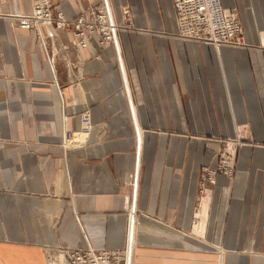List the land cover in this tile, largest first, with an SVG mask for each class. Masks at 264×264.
<instances>
[{"label":"crops","instance_id":"obj_1","mask_svg":"<svg viewBox=\"0 0 264 264\" xmlns=\"http://www.w3.org/2000/svg\"><path fill=\"white\" fill-rule=\"evenodd\" d=\"M100 1L52 0L68 20ZM220 1L225 10L253 1L248 14L264 30V0ZM107 2L117 25L126 23L130 4L143 29L122 31L118 50L99 47L95 38L78 50L75 71L70 34L17 29L11 16L29 14L30 0H0V264H49L47 251L57 256L61 248L123 250L132 205L127 264L216 263L201 250L211 247H201L199 232L207 243L215 234L235 250L227 264H264V49L215 51L169 38L166 25L177 28L172 0H112L113 9ZM185 91L192 99L187 115ZM220 91L230 103L218 108L227 132L216 123ZM86 110L93 126L87 142L60 144ZM235 124L250 126L253 138L239 148L238 184L217 177L209 212L197 224L199 200L185 185L212 163L211 154L202 162L192 154L185 163L175 145L190 130L235 136ZM14 139L19 143H8Z\"/></svg>","mask_w":264,"mask_h":264},{"label":"rangeland","instance_id":"obj_2","mask_svg":"<svg viewBox=\"0 0 264 264\" xmlns=\"http://www.w3.org/2000/svg\"><path fill=\"white\" fill-rule=\"evenodd\" d=\"M111 1V6L113 9V3L112 0ZM101 3V1L99 2V4ZM244 5L242 8H233V9H226L228 10V13L232 16H234L236 22L240 25V35L238 36V41L236 42L235 45H230L227 47H234V48H242V49H246V50H260V49H264L263 47H260V44H262V37L264 38V30H259V28L256 25V20L253 16H251L250 14H248L249 11H251V5H254V2H249V6L246 7L245 1H243ZM98 4V5H99ZM97 5V6H98ZM96 7V6H95ZM90 9V8H89ZM88 9V10H89ZM56 10V8H55ZM87 10V11H88ZM123 14H124V19L126 21V23L123 25V27H121V29L119 30L120 32L118 33V35H120V33L122 31H124L125 29L127 30H133L135 32H139L140 29H143L139 26V22L140 20H133L132 17V13L130 12V4L124 6L123 8ZM11 21L13 22V26L17 29H20L17 26L16 21L14 20V18H11ZM72 21V20H71ZM167 32L166 34L168 35L169 38L171 39H177L180 40L179 38H177L175 36V32H171L170 31V24L168 23L167 25ZM51 31V29H49ZM54 32L52 33L51 31V36L55 37L57 36V34L61 31L67 32L68 34L71 35V40L73 42V50L76 56V60L72 63H70V65H75V71H78L79 69V56L77 55L78 52V48L75 45V41L73 38V30L71 25L67 28H65L64 30H55L53 29ZM249 32V34L247 35L246 32ZM37 33V32H36ZM180 41H186L184 39L180 40ZM192 42V41H189ZM198 44V43H197ZM112 45V44H109ZM209 47V46H207ZM222 47V46H221ZM211 48V47H209ZM213 50L217 51L219 48L214 49ZM53 52V51H52ZM174 54V53H173ZM54 58L57 56V52H53ZM216 58V59H215ZM213 58V63L215 64V67L217 66L218 74H220L221 77V84L223 83L224 85V80L222 79V72L220 70V66L217 60V57ZM177 60V59H176ZM188 61V65L190 67V71H192V63L193 60H190V58L187 59ZM118 67V65H117ZM78 68V69H77ZM192 74V73H191ZM193 75V74H192ZM78 78H79V74H77ZM180 79L182 80V76L180 73ZM28 82H31L30 78H26L25 79ZM78 81V79L76 80ZM223 91L224 87H223ZM223 91H220L217 99H218V103L214 104V108L216 109L217 113V117H216V123L218 125L219 128V132H227V130H223L222 126L220 125V122L224 121V115L223 113H218V108H222L223 107V101L225 100L227 102V107H230V103H229V99L228 96L226 95L227 99H225L226 97L223 95ZM183 96H182V103H183V107H184V111L185 114H190V105L192 102V99L186 94V91L183 92ZM226 93V91H225ZM223 95V96H222ZM196 101L198 102V96L195 98ZM200 106V105H199ZM85 113H89V110L84 111L81 115H80V125H79V129L77 131H67L64 134V137L62 138L60 144H75V143H79L78 138L77 137L79 135V133H82V129H81V117L83 114ZM202 113V112H201ZM233 119V118H232ZM173 125V122H169V125ZM92 123H91V128L88 131V135L85 136V140L83 142L80 143H85L87 142V140L90 137L91 134V129H92ZM174 127L176 128V126L174 125ZM235 129H236V135L235 136H229L227 133H220L219 135H202L199 134L198 132L195 131H189L186 134V138H184V141L182 142H178L175 145V148L178 150L181 146L184 149L185 152V158L184 161L186 163L187 159L189 160L190 156L192 154L195 155V157L199 158V161L202 162L204 160H206V152H210V161H212L213 165L211 164H206V165H201L199 170L196 173L190 174L188 176L187 181L190 184L185 185V191L188 192V194H192L194 193V195L197 197V199L199 201H197V204H199V207H197V213H198V217H197V224H200V221H202V215L204 214V211L206 212V215L209 212V205L212 202V199L214 198V190H215V186H218L216 183L217 177H223L225 179H227L228 181H230L232 187L236 186V184H238V181H236V178L238 176V171H237V160H238V152H239V148L243 146V144H249L252 141V137H251V129L250 126H248L247 124H235ZM172 132H174V128H172L171 130ZM177 133V132H176ZM5 131L3 128H0V135H4ZM76 135V136H75ZM182 140V139H181ZM0 143H5V142H1ZM8 143H19L17 140H10ZM220 188H223V186H220ZM201 199V200H200ZM201 202L202 203H206L207 204V211L204 210V208H202L201 206ZM200 214V215H199ZM134 218V217H133ZM188 235V234H186ZM196 236H198V238H200L201 242V247H204V244H210L211 248L207 249H202V251H210L214 254L215 256V260L216 263L214 264H227V256L228 254H235V250H227V248H224L223 246H221V242H219L218 239H216L215 234L212 238V240H210L209 243L207 240V234L205 232H199L197 234H195ZM216 241V242H215ZM97 251V250H96ZM101 251V250H100ZM237 254V253H236ZM224 257L226 258V261L224 259ZM221 261V263H220Z\"/></svg>","mask_w":264,"mask_h":264},{"label":"built area","instance_id":"obj_3","mask_svg":"<svg viewBox=\"0 0 264 264\" xmlns=\"http://www.w3.org/2000/svg\"><path fill=\"white\" fill-rule=\"evenodd\" d=\"M30 2L29 14L11 16L22 30L36 31L39 27L46 26L53 33V29L64 30L71 25L78 49L88 48L95 38L99 47L112 44V38H115L109 27V14L102 1L72 21L66 19L61 10H55L52 0ZM172 7L177 27L175 36L180 40L192 41L214 49L235 45L238 41L240 25L234 16L223 8L220 0H172ZM90 128V114L85 113L81 117L83 132L79 134L88 135ZM133 184L135 186V182ZM125 251V247L115 251L61 248L57 250V256H52L47 251V260L49 264L50 260H57L58 263L61 261L60 264H127Z\"/></svg>","mask_w":264,"mask_h":264},{"label":"bare ground","instance_id":"obj_4","mask_svg":"<svg viewBox=\"0 0 264 264\" xmlns=\"http://www.w3.org/2000/svg\"><path fill=\"white\" fill-rule=\"evenodd\" d=\"M102 2H103L104 9L108 12L109 17H110V19H109V27H110V30H111L112 34L114 33V35H115V38H112V45L115 48V50L116 49L118 50V36H119L118 35V31H119V29H121V27L114 22L113 14H112V11L110 10L111 8H109V5H108L107 0H102ZM41 27H46V26H41ZM37 31H38V29H37ZM116 56H117V51H116ZM77 137H80L82 139H85V135H82V134H79ZM135 186H134L133 180H132V187L134 189H135ZM132 209H133V205L131 206V208L129 210V229H128L127 244L125 246V248H126L125 253H126L127 262H128V260L130 258L131 250H132V229H131V222L133 221L132 218H133V215H134V211ZM131 210L133 212H131Z\"/></svg>","mask_w":264,"mask_h":264}]
</instances>
